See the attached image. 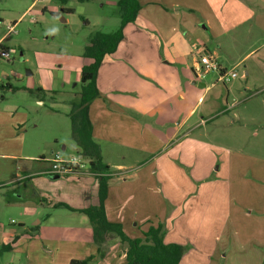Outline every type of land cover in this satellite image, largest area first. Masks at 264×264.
I'll return each mask as SVG.
<instances>
[{"label":"crops","instance_id":"obj_1","mask_svg":"<svg viewBox=\"0 0 264 264\" xmlns=\"http://www.w3.org/2000/svg\"><path fill=\"white\" fill-rule=\"evenodd\" d=\"M141 5L137 21L126 27L117 52L104 59L97 77L101 98L90 110L93 138L111 175L105 202L108 220L122 225L131 239L143 238L150 227L161 225L166 244L186 247L182 264H264V173L215 172L208 149H199V144H204L191 138L206 122L204 115L197 117L210 89L197 83L202 55L213 56L228 72L230 59L231 72L241 74L246 82L245 92L251 91L250 81L264 77V0H141ZM7 35L0 39L4 49ZM29 92L37 94L39 106L47 95L55 99L59 93L53 86ZM76 102L69 99L66 103L72 110ZM0 112L4 118L10 110ZM2 122L0 119V125ZM53 139L56 143L66 141L58 135ZM70 147L63 143L62 152L53 150L51 158L25 157L27 163H15L10 169L2 160L21 161L22 146L19 154L0 152V172L15 173L12 180L0 182V198L3 190L26 181L60 180L46 172L54 155L66 159L76 155L65 156ZM160 150L164 154L155 156ZM76 153L83 154L80 147ZM66 182L73 184L68 191H53L52 196L47 192L40 197V204L55 210H68L56 208L57 204L75 210L99 205L100 184L90 169L68 176ZM201 183L204 185L199 187ZM219 184L222 187L217 188ZM221 188L225 200L219 202L213 196ZM36 192L38 195L39 189ZM73 213L82 216L79 225L85 230L73 224H61L57 230L48 225L51 232L44 237L70 247H46L58 254L47 264L88 258L89 264H94L92 225L85 214ZM52 217L47 215L46 222ZM13 231L0 222V249L13 239ZM111 244L122 246L115 234H107L104 245ZM62 247L69 251L62 254L58 250ZM125 250L123 245L115 262L108 258L96 264H126Z\"/></svg>","mask_w":264,"mask_h":264},{"label":"rangeland","instance_id":"obj_2","mask_svg":"<svg viewBox=\"0 0 264 264\" xmlns=\"http://www.w3.org/2000/svg\"><path fill=\"white\" fill-rule=\"evenodd\" d=\"M118 1L70 0L63 6L59 0H0V39L16 25V33L7 35L4 41L11 59H0V110H10V114H5L4 118L0 112V119L3 120L0 125V152L19 154L22 146L23 156L21 161L5 157L2 164L6 169L24 160L23 163H27L31 157L36 160L51 158L53 150L62 152L63 143L72 146L65 156L68 153L77 154L79 147L74 142L73 127L68 117L71 106L66 102L69 99L79 101L82 87L79 74L91 64L85 57L91 37L96 32L113 33L119 29L121 15ZM63 9L74 12L68 14ZM231 63L230 59L226 63L230 72ZM218 78V72L213 71L197 79L198 84L205 83L210 89L197 116H205V125L191 138L204 144H199V149H208L215 161V172L226 174L229 171L236 175L264 173V77L250 81L251 91L248 92L244 91L246 82L241 80V74L226 85L219 83ZM50 86L59 91L55 99L47 95L44 105H37V94L32 95L29 91L39 87L46 90ZM206 88H203V93ZM230 92L233 94L228 96ZM54 135L66 141L56 143ZM161 154H164L163 150L155 156ZM37 164L46 165V162H35ZM2 176L5 178L1 180ZM14 176L15 173L0 172V182L10 181ZM67 177L55 181H26L10 190H3L0 222L2 227L14 230L13 239L18 237V245L8 253L0 249V264H47L54 261L58 254L50 253L46 247L62 244L44 237L51 232L48 225L57 230L61 224H73L85 230L79 225L80 214L64 209L55 210L39 202L47 192L51 195L53 191H68L73 184L66 182ZM155 179L158 180L157 177ZM220 187L222 185L219 184L217 188ZM223 193L221 188L219 193L214 192L213 198H219V202H222L225 200ZM7 203L14 206L9 207ZM3 213L4 217H1ZM49 214L53 217L47 223ZM40 221L41 224L36 227L35 224ZM92 245L95 252H92L91 263L94 264L108 258L115 262L119 260V252L122 253L123 244L118 248L114 244L108 247L94 240ZM62 246L70 247L65 243ZM58 250L62 254L69 251L67 247Z\"/></svg>","mask_w":264,"mask_h":264},{"label":"trees","instance_id":"obj_3","mask_svg":"<svg viewBox=\"0 0 264 264\" xmlns=\"http://www.w3.org/2000/svg\"><path fill=\"white\" fill-rule=\"evenodd\" d=\"M65 6L70 0H59ZM117 6L120 10L121 24L113 33L96 32L90 39L85 57L91 64L85 66L81 72V91L79 101L72 104L68 117L72 123L73 138L81 148L83 155L90 160V171L99 180L100 190L98 206L88 209L75 210L66 204H57L56 208H65L73 212L85 214L93 227L94 240L99 245H104L107 234H115L120 242L126 246V264H182L183 256L187 249L180 244H166L162 226L150 227L143 234V238L131 239L120 224H113L108 220L105 202L108 198L110 169L102 162L98 144L93 138V124L90 117L92 104L101 98L97 85L99 70L108 55L117 52L125 38V29L129 24L135 23L139 17L142 5L141 0H119ZM72 14L74 10L63 9ZM2 48V46H1ZM18 245V237L5 243L1 251L8 253ZM86 261H72L71 264H89Z\"/></svg>","mask_w":264,"mask_h":264},{"label":"built area","instance_id":"obj_4","mask_svg":"<svg viewBox=\"0 0 264 264\" xmlns=\"http://www.w3.org/2000/svg\"><path fill=\"white\" fill-rule=\"evenodd\" d=\"M16 26L13 25L9 31V34L16 33ZM0 59L9 61L11 54L7 49L0 46ZM201 65V77H205L208 73L216 71L219 74L218 82L224 85L228 84L233 79L237 78L236 72L223 71L219 66L216 59L209 55L204 54L200 58ZM86 169H90V160L83 154H76L69 159L62 157L60 154H56L50 161V169L46 172V175L50 177H66L83 172Z\"/></svg>","mask_w":264,"mask_h":264},{"label":"water","instance_id":"obj_5","mask_svg":"<svg viewBox=\"0 0 264 264\" xmlns=\"http://www.w3.org/2000/svg\"><path fill=\"white\" fill-rule=\"evenodd\" d=\"M55 179H59L60 177H54Z\"/></svg>","mask_w":264,"mask_h":264}]
</instances>
